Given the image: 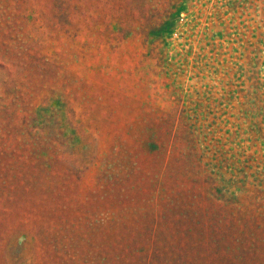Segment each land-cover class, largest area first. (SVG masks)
<instances>
[{
	"label": "rangeland",
	"instance_id": "obj_1",
	"mask_svg": "<svg viewBox=\"0 0 264 264\" xmlns=\"http://www.w3.org/2000/svg\"><path fill=\"white\" fill-rule=\"evenodd\" d=\"M0 264H264V0H0Z\"/></svg>",
	"mask_w": 264,
	"mask_h": 264
}]
</instances>
